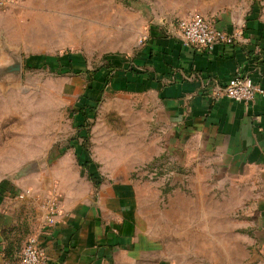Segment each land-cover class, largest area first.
<instances>
[{
  "label": "crops",
  "instance_id": "1",
  "mask_svg": "<svg viewBox=\"0 0 264 264\" xmlns=\"http://www.w3.org/2000/svg\"><path fill=\"white\" fill-rule=\"evenodd\" d=\"M262 1L203 15L221 30H240L234 44H218L213 51L186 48L162 19L150 27L137 50L107 55L104 61L113 67L105 62L94 71L79 53L44 55L57 43L66 45L71 32L66 26L36 31L28 7L37 1L16 0L0 10V38L5 37L9 48L23 47L27 69L33 61L64 55L83 62L76 67L89 82L72 112L75 129L82 108L96 106L89 123L115 115L129 134L122 144L112 133L95 135L94 160L77 143L82 139L75 140L72 153L63 156V151L53 169L30 180H11L0 168V264H16L33 236L46 264H174L165 256V237L171 234L163 222L169 219L173 226H182L184 217L194 220L195 204L202 206L198 214L204 221L217 217L234 222L233 231L247 242L243 251L251 254L249 263L264 264V96L250 104L215 97L239 74L264 89ZM9 67L0 66V75L9 73ZM167 155L172 166L155 170L186 173L177 188L199 196L171 197L170 208L164 211L157 196L153 199L144 192L147 183L134 180L133 174H146L147 167ZM75 159L78 165L72 164ZM89 159L86 168L82 164ZM103 171L111 174L108 179L101 177ZM51 188L59 190L64 211L53 227L46 226L44 210ZM211 204L224 209L212 216L206 208ZM206 235L209 227L202 232Z\"/></svg>",
  "mask_w": 264,
  "mask_h": 264
},
{
  "label": "rangeland",
  "instance_id": "2",
  "mask_svg": "<svg viewBox=\"0 0 264 264\" xmlns=\"http://www.w3.org/2000/svg\"><path fill=\"white\" fill-rule=\"evenodd\" d=\"M35 1V5L28 7L31 11L28 18L29 21L34 20L36 31L40 27L47 32V27L53 30L66 26L71 32L66 45L59 43L58 46L57 43L56 48L44 55L79 53L85 57L89 69L94 71L105 64L107 55H128L137 50L146 41L150 27L159 20L163 19L167 26L169 22L185 18L193 11L211 17L233 8L235 4L245 2L248 5L256 0ZM26 57L22 46L9 48L5 37L0 38V66H14L16 62L21 65L18 72L0 75V168L4 177L11 180H30L32 175L41 174L44 169H53L63 151V156L74 151L72 145L78 140L80 132L73 126L72 112L81 91L89 82L85 74L58 75L45 62L33 61L32 66L37 67L27 69ZM96 122V119L90 121L89 143L86 145L93 160L92 140L95 135L112 133L119 144L124 143L126 136L129 137L128 126L115 115ZM77 143L83 142L80 140ZM75 160L72 164L78 165ZM171 162L168 155L163 156L154 161L153 166L148 165L146 174L139 171L133 174L134 180L147 183L144 192L153 199L157 196L164 211L170 208L171 197L199 196L191 190L177 188L180 176H187L186 173L155 170H165L166 166H172ZM100 174L104 180L111 175L104 171ZM54 190L59 192L57 188H51L45 195V202ZM214 195L217 200L219 194ZM201 208V205L195 204L196 218L186 221L187 217H184L182 226H173L169 219L164 220V230L171 234L165 237V256L174 264H251V254L243 251L247 242L233 231L234 222L220 221L217 217L204 221L198 214ZM206 208H210L212 216L224 209L218 204ZM208 227L210 235L203 237L202 232H207Z\"/></svg>",
  "mask_w": 264,
  "mask_h": 264
},
{
  "label": "built area",
  "instance_id": "3",
  "mask_svg": "<svg viewBox=\"0 0 264 264\" xmlns=\"http://www.w3.org/2000/svg\"><path fill=\"white\" fill-rule=\"evenodd\" d=\"M16 3V0H0V10L6 9ZM169 30L175 33L186 48L198 51H213L218 44H234L240 37V30L232 33L214 26L206 17L199 13H191L185 18H180L168 23ZM258 96H264V89L256 85L252 79L237 75L222 86L215 94L216 99L226 97L235 102L250 104ZM26 195H20L25 198ZM46 212V226H56L63 215L60 194L54 190L44 204ZM12 264V263H7ZM16 264H46L43 251L39 248L38 238L30 237L19 261Z\"/></svg>",
  "mask_w": 264,
  "mask_h": 264
},
{
  "label": "trees",
  "instance_id": "4",
  "mask_svg": "<svg viewBox=\"0 0 264 264\" xmlns=\"http://www.w3.org/2000/svg\"><path fill=\"white\" fill-rule=\"evenodd\" d=\"M40 62H42V61H40ZM80 63L83 64L82 61H79V57L74 56V55H64L62 57H58L55 60H48L45 62V64L47 66H49L50 68H52L55 72H57L58 75H63V76L69 75V74H74V75L81 74L82 71H78L77 67H76L77 65H80ZM104 66L113 67V65H112V63H110V61L106 62V64ZM36 67L37 66H32L31 63H28V68L35 69ZM114 69H116V68H114ZM111 73L108 76L109 80L112 77ZM86 98L90 101H94L88 97H86ZM95 109H96V106H85L80 111L81 112L80 117L82 118L81 121L79 122L80 124L78 127V131L80 132V134H78L76 139H78V140L82 139L83 140V143L81 144V146H82V150L85 152L87 150L86 145L89 142V132H88V127L90 126L89 118H90V115L93 112H95ZM81 157L82 156H80L79 159L83 161V159ZM91 161L92 160L89 159V160L85 161L82 165L86 168L90 167ZM92 175L94 176V174H92ZM92 175L90 174V176H92ZM93 176H92V178H93Z\"/></svg>",
  "mask_w": 264,
  "mask_h": 264
},
{
  "label": "water",
  "instance_id": "5",
  "mask_svg": "<svg viewBox=\"0 0 264 264\" xmlns=\"http://www.w3.org/2000/svg\"><path fill=\"white\" fill-rule=\"evenodd\" d=\"M20 64L18 63V62H16L15 64H14V66H11V69H10V67L7 69L8 70V72L10 73L11 71H13V72H18L19 70H20Z\"/></svg>",
  "mask_w": 264,
  "mask_h": 264
}]
</instances>
